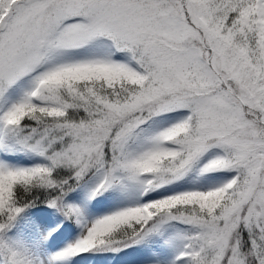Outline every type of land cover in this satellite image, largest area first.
<instances>
[{"label": "snow or ice", "instance_id": "1", "mask_svg": "<svg viewBox=\"0 0 264 264\" xmlns=\"http://www.w3.org/2000/svg\"><path fill=\"white\" fill-rule=\"evenodd\" d=\"M0 264H264V0H0Z\"/></svg>", "mask_w": 264, "mask_h": 264}]
</instances>
